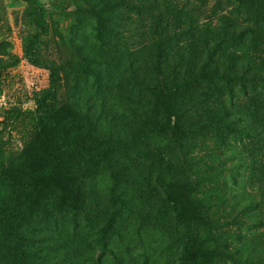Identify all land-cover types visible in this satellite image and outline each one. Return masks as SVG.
<instances>
[{
	"label": "rangeland",
	"instance_id": "obj_1",
	"mask_svg": "<svg viewBox=\"0 0 264 264\" xmlns=\"http://www.w3.org/2000/svg\"><path fill=\"white\" fill-rule=\"evenodd\" d=\"M48 11L41 60L58 67L53 112L85 118L84 147L158 150L201 220L202 264H264V0H38ZM35 27L21 0H0V264L19 179L44 164L36 112L48 73L23 51ZM220 74L228 80L187 81ZM153 125H174L154 134ZM58 181L20 226L27 264H184L186 227L156 183L154 157L111 152L96 164L67 136Z\"/></svg>",
	"mask_w": 264,
	"mask_h": 264
},
{
	"label": "trees",
	"instance_id": "obj_2",
	"mask_svg": "<svg viewBox=\"0 0 264 264\" xmlns=\"http://www.w3.org/2000/svg\"><path fill=\"white\" fill-rule=\"evenodd\" d=\"M27 4L31 10L32 23L35 27L34 33L28 39L23 51V60L26 64L48 73V90L42 98L41 105L36 115L39 121V135L43 143L45 161L44 164L35 169L29 170L21 175L19 179L20 195L18 205L14 211L7 212V216L14 219V228L11 233L13 238V250L16 264H27L25 252L23 250L24 237L20 232V226L28 218L30 208L42 197L44 191L58 181L57 155L61 140L67 136L69 150L86 160L99 164L107 160L111 152L132 154L136 157H154L159 163V173L156 178L157 185L161 188L166 202H168L175 213L178 222L186 227V237L183 245L184 264H202L191 250V243L194 237L196 225L203 223L201 220L188 218L185 216L186 200L181 189L176 187L163 176L168 173L169 168L166 156L158 150L137 151L130 142H105L92 149L84 147L83 143L91 130L90 123L80 116H69L61 112H53V103L56 97V84L59 80L58 67L52 63L39 58L38 52L48 35V25L46 16L48 11L38 0H21ZM231 78L220 74H204L203 72L194 74L187 78V81L195 82L199 80ZM167 129L177 134L174 125H153L146 128L154 134L164 132Z\"/></svg>",
	"mask_w": 264,
	"mask_h": 264
}]
</instances>
